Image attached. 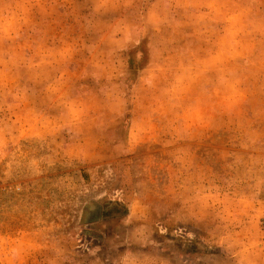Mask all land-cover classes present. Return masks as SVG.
<instances>
[{
    "label": "rangeland",
    "instance_id": "1",
    "mask_svg": "<svg viewBox=\"0 0 264 264\" xmlns=\"http://www.w3.org/2000/svg\"><path fill=\"white\" fill-rule=\"evenodd\" d=\"M0 264H264V0H0Z\"/></svg>",
    "mask_w": 264,
    "mask_h": 264
}]
</instances>
